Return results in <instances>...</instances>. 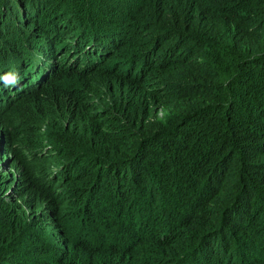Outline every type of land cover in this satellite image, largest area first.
<instances>
[{
    "label": "trees",
    "instance_id": "1",
    "mask_svg": "<svg viewBox=\"0 0 264 264\" xmlns=\"http://www.w3.org/2000/svg\"><path fill=\"white\" fill-rule=\"evenodd\" d=\"M0 264H264V0H0Z\"/></svg>",
    "mask_w": 264,
    "mask_h": 264
},
{
    "label": "rangeland",
    "instance_id": "2",
    "mask_svg": "<svg viewBox=\"0 0 264 264\" xmlns=\"http://www.w3.org/2000/svg\"><path fill=\"white\" fill-rule=\"evenodd\" d=\"M9 157L8 153H3L0 147V175L7 176L10 178V174H13V169L10 167V163L6 161V158Z\"/></svg>",
    "mask_w": 264,
    "mask_h": 264
}]
</instances>
